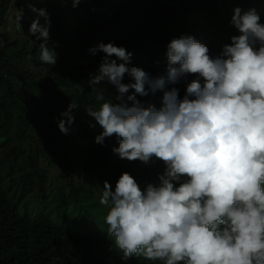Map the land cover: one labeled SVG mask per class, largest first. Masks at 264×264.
I'll return each mask as SVG.
<instances>
[{"label": "clouds", "instance_id": "obj_1", "mask_svg": "<svg viewBox=\"0 0 264 264\" xmlns=\"http://www.w3.org/2000/svg\"><path fill=\"white\" fill-rule=\"evenodd\" d=\"M80 2L71 0L72 7ZM28 7L36 13L29 34L40 41L39 60L54 65L49 14ZM22 16L17 10L18 28ZM230 24L237 34L215 57L190 35L171 39L162 77L129 67L132 53L112 42L89 49L105 54L88 80L99 106L86 111L103 129L95 142L104 146L115 137L119 146L112 151L121 159L147 164L155 157L164 165L158 186L141 190L127 172L114 190L103 184L107 234L124 259L264 264V23L255 9L236 7ZM125 74L133 82L122 83ZM102 81L114 86L116 102L96 87ZM180 82L183 97L178 88H166ZM157 90L163 93L159 107L136 98ZM76 107L71 103L60 113L67 118L56 121L61 133L70 132Z\"/></svg>", "mask_w": 264, "mask_h": 264}, {"label": "trees", "instance_id": "obj_2", "mask_svg": "<svg viewBox=\"0 0 264 264\" xmlns=\"http://www.w3.org/2000/svg\"><path fill=\"white\" fill-rule=\"evenodd\" d=\"M7 1L0 0V9H5ZM31 1L34 7L47 11L50 29L62 31L65 23L74 25L73 31L66 26L70 34L63 39L65 45L64 41L72 43L69 45L72 50L63 57L66 66L49 67L46 77L40 76L37 81L33 73L17 67L0 54V147L13 139L3 135L11 123L16 122L13 137L27 143L29 149L24 157L28 164L25 170L17 163L23 153L18 155L11 149L5 168H1L0 162V264H160L143 257L124 259L114 237L107 234V224L96 222L100 215L86 211V219L80 220L64 213L70 206L67 200L78 203L76 177L90 179L102 193L105 181L114 190L120 175L127 172L144 190L148 184L159 185L158 174L164 169L163 163L155 157L147 164L121 159L112 151L119 146L115 137L106 139L104 146L95 142L103 129L86 111L88 107L99 106L96 93L86 80L96 73L105 54L98 51L93 55L89 49L98 42H112L132 53L129 67H139L153 78L166 76V46L173 38L187 36L186 19L194 8L200 11L204 23L193 31L192 37L207 46L209 55L215 57L227 43L216 44L213 37L229 24L233 9L240 7L242 12L255 9L264 23V0H81L76 8L72 7L71 0ZM40 23H44L43 18ZM49 46L53 47L51 43ZM23 55L29 60L40 53L32 49V53L25 50ZM15 78L25 82L23 90L15 88ZM130 82L133 81L125 74L122 83ZM96 87L105 90L106 100L116 102L114 86L102 81ZM171 87L178 88L183 97L184 82L166 85V88ZM162 94L157 90L136 98L159 107ZM65 98L69 100L68 106L77 105L72 115L84 128L82 133H76L85 139L83 144L79 142L82 152L79 161L71 157L67 146L69 138L73 143L75 135L61 133L56 122L61 119L58 110L67 106L62 104ZM54 117L56 120L52 121ZM24 119H28L27 122ZM37 154L55 163L57 182L71 187L68 195L61 191L62 194L50 200L52 190L46 188L50 177L40 168ZM26 197L36 200L27 202ZM29 203L36 204L35 214L28 209Z\"/></svg>", "mask_w": 264, "mask_h": 264}, {"label": "rangeland", "instance_id": "obj_3", "mask_svg": "<svg viewBox=\"0 0 264 264\" xmlns=\"http://www.w3.org/2000/svg\"><path fill=\"white\" fill-rule=\"evenodd\" d=\"M32 4L31 0H8L6 2V5L4 6L5 9H0V20H2V24L0 25V54L4 55V57L9 59L8 61H11L12 64H15L17 67H23L24 70H27L35 75V80L37 81L40 76L46 77V72L49 67H54L57 65V67H63L66 66V61H63V57L69 53L72 49L69 47L72 43L68 44L66 41V45L63 43L64 36L66 34H70V31L74 30V25L72 23H65V29L62 31H57L56 29H49L50 32V41L52 45H55L56 49V63L54 65H46L43 62L39 60V56L36 57V55H33L30 57L29 60H26V58L23 55V52L25 50L27 52L32 53V49L39 50V43L40 41H36L34 36H31L29 34V26L31 24V21L36 16L35 13L31 12L29 10L28 5ZM194 4V3H192ZM34 6V5H33ZM23 10V16L20 21L21 28H18L15 16L17 10ZM3 13V14H2ZM233 15V14H232ZM232 17V16H231ZM30 20V21H29ZM203 17L200 13V11L197 8H194L193 11H191L188 14V17L186 19L185 24V31L187 35L192 36L193 31L197 30L198 27L203 24ZM66 26L70 27V31L67 30ZM237 34L235 29L231 26L230 22L227 26L219 29L217 33H215L213 37V41L216 44H222L226 42L227 44L230 43V37L232 35ZM32 41H35L33 43ZM59 43H62V46H58ZM50 47V46H49ZM24 48V49H23ZM23 49V50H22ZM39 61V63H36ZM89 72V71H88ZM87 72V73H88ZM86 73V74H87ZM95 74V73H94ZM89 77L87 78L86 82L88 83ZM15 88L17 90H23L25 88L24 81H20L18 79H14ZM40 97V95H39ZM79 98V96H78ZM72 101H75L73 99ZM78 102L81 104V99L78 100ZM69 103V100L65 98L62 101V104L67 105ZM68 109V105L64 107V109L61 107L58 110V114L62 113L63 111ZM55 118V117H54ZM61 119H67L66 117H61ZM26 122L28 119H24ZM56 119H53L52 121H55ZM15 124L16 122H12L11 126L9 127L7 133H5L3 136L7 138V136H10L11 141L8 144H3L0 147V162L2 163L1 168H5V162L7 160H10L8 156L9 150L11 149L13 152L18 153V155H22L17 159V163L20 164L23 169H27L28 164L26 162V159L24 157L28 154V148L27 143L19 142L16 138H14V132H15ZM83 129L78 122H73V124L70 126V132L69 134L75 135V139L73 143L71 142V139L69 138L67 146L70 149L71 157L75 160L79 161L81 159V144H83V141L85 139H81L78 135H76L77 132L82 133ZM64 142H66L64 140ZM26 145V147L24 146ZM33 148V145H31ZM37 161L41 169L47 171L48 178L50 177V182L47 181L46 188H49L52 190V193H49L50 200L53 198V196L58 197L57 194H63L68 195L70 192V186L64 182L63 185L59 184V180L57 182L56 176L58 172H56L58 169H56L55 163L48 161V158H46L45 155H39L37 154ZM62 173V172H60ZM15 175H19L17 172ZM75 185H77L79 195L77 196L78 203L75 204L73 200H67L69 203V208L64 211L66 216H73L80 220L86 219V211H90L92 215L98 216L96 219L97 223H103L104 218L107 213V208L104 205L100 204V196L101 191L97 189L96 184L91 181L88 178H84L83 176L76 177L74 181ZM62 191V192H61ZM31 197H26L27 202L35 201L36 199H30ZM39 199V198H38ZM28 209L31 211V213H36V204H28ZM20 211H22V207L20 208ZM108 227V226H107Z\"/></svg>", "mask_w": 264, "mask_h": 264}]
</instances>
